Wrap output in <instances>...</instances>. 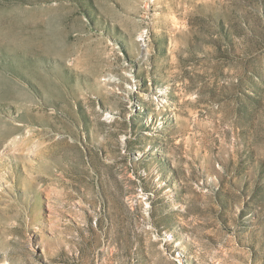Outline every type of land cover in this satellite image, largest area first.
Wrapping results in <instances>:
<instances>
[{"label":"rangeland","instance_id":"rangeland-1","mask_svg":"<svg viewBox=\"0 0 264 264\" xmlns=\"http://www.w3.org/2000/svg\"><path fill=\"white\" fill-rule=\"evenodd\" d=\"M0 264H264V0H0Z\"/></svg>","mask_w":264,"mask_h":264}]
</instances>
